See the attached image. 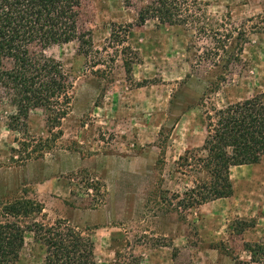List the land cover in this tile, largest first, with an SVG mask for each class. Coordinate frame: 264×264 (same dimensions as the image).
I'll use <instances>...</instances> for the list:
<instances>
[{
	"label": "rangeland",
	"instance_id": "obj_1",
	"mask_svg": "<svg viewBox=\"0 0 264 264\" xmlns=\"http://www.w3.org/2000/svg\"><path fill=\"white\" fill-rule=\"evenodd\" d=\"M202 2L207 29L232 30L226 56L239 61L204 59L214 33L154 19L139 26V4L88 0L92 55L77 54L76 41L43 51L72 81L60 127L49 131L38 108L11 130L15 108L1 93L0 220L63 219L92 238L97 264H253L245 247L264 241V156L230 168L229 197L188 208L183 192L206 173L180 157L203 143L202 110L264 91V0ZM113 23L129 29L119 44L108 41ZM25 199L42 209L4 216L5 205ZM32 236L15 264L43 263Z\"/></svg>",
	"mask_w": 264,
	"mask_h": 264
},
{
	"label": "trees",
	"instance_id": "obj_2",
	"mask_svg": "<svg viewBox=\"0 0 264 264\" xmlns=\"http://www.w3.org/2000/svg\"><path fill=\"white\" fill-rule=\"evenodd\" d=\"M87 1L0 0V97L5 93L15 108L9 116L11 130L20 132L29 113L38 108L44 112L49 131L60 127L69 108L72 81L62 64L45 56L43 51L52 44L76 41L77 54L92 55V30L82 24ZM125 3L139 4L136 20L139 26L154 19L160 24L193 28L198 33H214L211 37L216 44L212 51H204V59L217 63L225 58L232 30L221 33L220 38L215 28L207 29L202 0H125ZM127 33L129 29L124 25L113 23L108 41L119 44ZM236 35L237 49L244 33L239 30ZM226 60L229 64L239 61L238 53L228 54ZM130 63L124 59L127 71L131 69ZM202 113L203 143L186 151L180 159L187 167L202 168L206 178L183 192L185 208L229 197L233 192L230 168L258 163L264 156V91L221 107L211 106ZM20 145L26 146L27 142ZM40 209L38 203L25 199L8 203L3 212L5 217L16 218ZM26 232L32 233L33 241L42 246V264H97L92 238L63 219L51 224L34 221L24 226L16 220H0V264H15L19 260ZM245 250L249 263L264 264V241L249 243Z\"/></svg>",
	"mask_w": 264,
	"mask_h": 264
},
{
	"label": "crops",
	"instance_id": "obj_3",
	"mask_svg": "<svg viewBox=\"0 0 264 264\" xmlns=\"http://www.w3.org/2000/svg\"><path fill=\"white\" fill-rule=\"evenodd\" d=\"M205 204H208V203H205Z\"/></svg>",
	"mask_w": 264,
	"mask_h": 264
}]
</instances>
